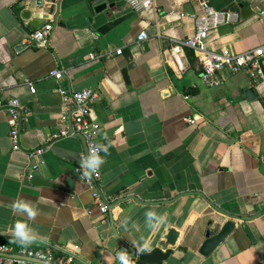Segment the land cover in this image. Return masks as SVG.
I'll return each mask as SVG.
<instances>
[{
    "label": "crops",
    "instance_id": "crops-1",
    "mask_svg": "<svg viewBox=\"0 0 264 264\" xmlns=\"http://www.w3.org/2000/svg\"><path fill=\"white\" fill-rule=\"evenodd\" d=\"M92 1L0 0V96L29 109L20 149L9 113L0 109V237L20 246L10 242L11 230L23 221L44 240L29 247H57L59 257L73 256L76 264H117L124 244L132 246L122 226L130 218L139 226L132 235L150 240L151 248H167L169 228L180 231L162 264H264V80L246 70L224 71L219 84L209 85L194 49L172 50L175 40L196 32L204 1L237 15L210 29L208 48L242 52L263 44L264 0H156L104 35L69 25ZM48 21L54 25L48 45L27 43ZM144 31L148 38L140 41ZM56 68L64 71L61 79L51 74ZM60 86L98 91L91 118L109 145L99 181L112 203L106 221L77 171L84 139L62 135L74 106L64 102ZM30 168L40 178L45 168L57 186L33 184ZM21 197L39 208L35 220L13 214L12 202ZM149 209L166 215L155 232L145 227ZM229 219L235 230L202 255L207 231Z\"/></svg>",
    "mask_w": 264,
    "mask_h": 264
},
{
    "label": "built area",
    "instance_id": "built-area-1",
    "mask_svg": "<svg viewBox=\"0 0 264 264\" xmlns=\"http://www.w3.org/2000/svg\"><path fill=\"white\" fill-rule=\"evenodd\" d=\"M126 4L133 11H141L143 9L155 6L156 0H125ZM204 12L196 16V32L194 35L183 39L175 40L172 46L174 53L180 52L185 47L192 48L197 53L201 64V77L205 83L209 85L219 84V76L221 72L227 71L231 73L248 71L256 81L264 80V72L262 64L264 60V43L250 48L242 52H230L224 50L222 52L214 51L207 46V37L211 28H215L224 22H230L235 19L236 12L231 9H216L209 6L206 1L203 3ZM53 22L48 21L37 27L30 33L27 43L35 44L39 47L48 45L50 35L53 30ZM148 38L147 32H142L139 35V40ZM116 52L121 54L122 49H117ZM95 58V54H91ZM51 74L57 79L64 76L62 69L56 68L51 71ZM31 90L36 92V88L30 82ZM59 91L66 104H72L73 110L71 113V128L62 131V135H80L84 138L87 151L81 154L87 156L90 145H100L101 143V124L91 118L93 104L98 100V91L92 87L71 91L63 86L59 87ZM0 109L8 111L9 124L11 127L10 134L13 140L14 149H20V134L21 122L24 113L28 112V108L18 98H7L0 96ZM193 121V120H189ZM102 151L100 152L101 155ZM33 168L28 169V175L33 178ZM81 178L82 169L80 164L77 168ZM102 178L101 167L98 170V175H93L91 180L83 179L93 192L94 202L98 206L103 220H108L110 210L108 200L101 192L99 181ZM82 179V178H81ZM57 247H14L13 245L0 241V264H76L73 256L59 257Z\"/></svg>",
    "mask_w": 264,
    "mask_h": 264
},
{
    "label": "water",
    "instance_id": "water-1",
    "mask_svg": "<svg viewBox=\"0 0 264 264\" xmlns=\"http://www.w3.org/2000/svg\"><path fill=\"white\" fill-rule=\"evenodd\" d=\"M125 4V0H93L86 9L85 15L77 20H74L69 25L73 27L92 26V28L95 29L98 33L103 35L107 34L109 31L122 23L132 12L131 8L122 10V7L125 6ZM31 15V11L25 12L26 17H30ZM133 65L134 63L131 62L123 68L122 73L125 78H127L128 71ZM262 70L264 72L263 64ZM85 151H87L86 143ZM44 172L45 178L34 176L32 178V183L35 185L57 186L56 183L49 180L50 177L45 168ZM108 203L109 207L111 208L112 203ZM235 228L236 222L233 219L227 220L222 226L216 229L210 228L207 231L206 239L204 240L200 248V253L205 256L209 255L235 230ZM246 230L250 233V230L248 228ZM179 235L180 231L177 228H169L164 234L163 240V245L167 246V248L156 246L152 248V251L150 253H139L136 251V249L128 244H124V246L120 250H127L134 264H162L163 262L169 260L172 256L173 249L177 246V239ZM117 264H120L119 260Z\"/></svg>",
    "mask_w": 264,
    "mask_h": 264
},
{
    "label": "clouds",
    "instance_id": "clouds-1",
    "mask_svg": "<svg viewBox=\"0 0 264 264\" xmlns=\"http://www.w3.org/2000/svg\"><path fill=\"white\" fill-rule=\"evenodd\" d=\"M109 145H90L87 156H82L80 161V167L82 169L81 178L85 180H91L93 175H98L99 168L105 162L100 152L103 151L108 154ZM13 214H18L26 217L29 220H35L40 215V210L36 204L23 197L15 199L12 202ZM145 227L155 232L159 227L166 222V215L157 213L154 209H149L145 212ZM122 226L125 229V233L130 238V243L133 248L139 253L151 252L150 240L143 239L142 242H138L132 235V231L139 230V226L135 221H131L130 218H126L122 221ZM12 240L11 243H16L21 247H29L34 243H43L44 240L39 234L31 228L26 222L16 221L14 227L11 230ZM118 259L120 264H134L131 256L127 250H120L118 253Z\"/></svg>",
    "mask_w": 264,
    "mask_h": 264
},
{
    "label": "trees",
    "instance_id": "trees-1",
    "mask_svg": "<svg viewBox=\"0 0 264 264\" xmlns=\"http://www.w3.org/2000/svg\"><path fill=\"white\" fill-rule=\"evenodd\" d=\"M0 241H3V238L2 237H0Z\"/></svg>",
    "mask_w": 264,
    "mask_h": 264
}]
</instances>
